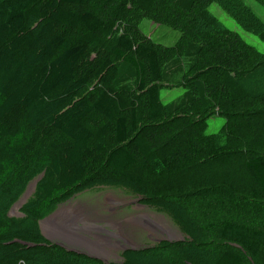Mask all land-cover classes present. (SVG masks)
Returning a JSON list of instances; mask_svg holds the SVG:
<instances>
[{"label": "trees", "instance_id": "16d2710c", "mask_svg": "<svg viewBox=\"0 0 264 264\" xmlns=\"http://www.w3.org/2000/svg\"><path fill=\"white\" fill-rule=\"evenodd\" d=\"M254 1L264 9V0ZM215 3L246 33L264 35V24L241 0H0V264H98L25 244L39 242L38 223L56 205L96 181L141 186L133 169H158L172 178L224 154L225 145L207 133L199 92L225 107L226 116H237L227 112L235 106L225 76L256 65L236 35L212 31L206 17ZM143 21L177 32L178 40L172 46L150 41L140 29ZM102 38L109 40L110 58L90 59L91 45ZM189 45L197 47L186 74L190 100L161 110L164 69ZM113 62L134 71L144 98L142 126L134 101L114 87ZM244 166L255 185L254 210L264 213V156ZM41 174L23 217L10 218V208ZM202 193L196 195L200 206L211 200L217 211L241 198L225 186L210 188L209 198ZM213 217L220 237L238 248H220L211 264H243L245 252L249 262L264 264V223L244 227ZM131 252L122 253L124 259L130 253L124 264H134ZM151 262L143 258L141 264Z\"/></svg>", "mask_w": 264, "mask_h": 264}, {"label": "rangeland", "instance_id": "374dc122", "mask_svg": "<svg viewBox=\"0 0 264 264\" xmlns=\"http://www.w3.org/2000/svg\"><path fill=\"white\" fill-rule=\"evenodd\" d=\"M241 1L264 24V9L254 0ZM206 21L212 26L214 33L236 35L244 46L250 48L256 65L250 71L227 73L225 76L224 80L230 86L232 104L235 106L234 110L227 112L237 116H226L225 107L218 109L217 104L205 99L202 92H199L201 102L198 109L206 110L208 114L207 133L215 134L218 144L225 145L224 154L219 156L218 161H204L172 178L158 175V169L154 173L133 169V176L142 179L141 186L126 181H96L56 205L50 214L58 211L59 206L64 208L56 213L55 224L46 225L44 230L52 236L51 241L45 240L39 228L41 239L36 243L27 242L25 245L28 249H54L81 258L82 262L86 259V262L89 260L104 264L90 259L106 258L105 263L124 264L130 253H126L124 259V255L119 252L121 244L122 247L135 250L131 252L134 264H141L143 258H148L152 261L151 264H211L208 261L210 256L216 255L220 248H238L220 237V227L215 225L217 221L213 215L216 214L218 221L244 227L264 223V213H256L251 202V191L255 185L244 166L246 161L256 156H264V35L246 33L216 3L208 8ZM140 29L147 39L163 46L174 45L179 37L177 32L147 21L142 22ZM108 43V39L102 38L97 46L92 44L90 59L100 60L105 56ZM196 50V46L189 45L183 58L174 60L164 69V82L161 83L158 94L161 110H174L190 100L185 88L189 84L186 74ZM113 63L116 68L114 87L134 101L137 125L142 126L144 98L137 92L134 71L121 62ZM197 87L200 90L199 84ZM195 107H191L193 112H197ZM218 186L235 189L241 198L235 200L234 206L229 205L223 211L211 207V200L201 207L203 204L198 202L201 198L196 195L204 191V197L209 198L211 195L206 192ZM32 196L33 193L18 209L12 211L18 199L10 208L9 217L22 218L24 206ZM263 197L260 198L262 204ZM73 217L80 220L79 226L83 233L79 235L84 237L83 240L86 238L94 241L96 237L105 239L99 240L100 246L84 240L87 247L83 248L88 249V252L80 251V254L85 256L75 255V250L69 246H56L61 244L57 241L58 235H55L58 225L68 224ZM171 243L173 244L170 245ZM115 247L118 248L117 253ZM142 254L147 256L143 257ZM155 254L161 258H150ZM240 254L244 257L243 264H258L255 258L249 262L250 257L246 252ZM118 256H121L120 263Z\"/></svg>", "mask_w": 264, "mask_h": 264}, {"label": "water", "instance_id": "95a60500", "mask_svg": "<svg viewBox=\"0 0 264 264\" xmlns=\"http://www.w3.org/2000/svg\"><path fill=\"white\" fill-rule=\"evenodd\" d=\"M42 176H43L42 174L39 175L37 178H35L34 180H32V181L27 185L24 194L21 196V198H19L17 204L14 205V207L11 209L12 211H13V209H15V210L18 209V208L21 206V204L25 202V200L28 198V196H29L31 193L34 194V192H35V188H36V185H37V183L39 182V180L42 178ZM61 210H63V206H59V210H58V211H61ZM58 211L53 212L52 214L48 215L47 217H45L44 219H42V220L39 221V223H38L39 228H40V231H41V235H42V236L45 238V240L48 241V242L51 241L52 236H50V235H48V234H46V233L44 232V230H45V226L48 225V224H51V225H54V224H55V222H54V218H55L56 213H58ZM8 216H9V214H8ZM21 216H23V215H21ZM78 219H79V218L76 217V218L72 219L68 224H61V225H58V230L62 231L63 233H68V234H70V235L72 234V235L77 236L78 238H82V239H83L84 237H82V236L79 235V233H80V234L83 233V229L79 226V222H80V220H78ZM84 240H85V241H89V240H87L86 238H85ZM99 240H105V239H101L100 237H96L95 242L92 241V240H90L89 242L94 243V244L100 246V245H99V242H100ZM159 242H161V241H155V243H159ZM108 244H110V243H108ZM56 246L64 247V246L61 245V244H57ZM119 246H120V249H119V252H120V253H124V252H127V251H135V250L132 249V248L122 247L121 244H120ZM103 247H105V246H103ZM106 247H107V246H106ZM115 248L118 250L117 247H115ZM74 254L77 255V256H85V255H82V254H80V253H77L76 251L74 252ZM120 255H121V254H120ZM118 259H119L120 262H121V256H118ZM90 260H92V261H99V262H101V263L108 264V263H105L106 261H103V260H96V259H94V258H93V259H90Z\"/></svg>", "mask_w": 264, "mask_h": 264}, {"label": "bare ground", "instance_id": "6f19581e", "mask_svg": "<svg viewBox=\"0 0 264 264\" xmlns=\"http://www.w3.org/2000/svg\"><path fill=\"white\" fill-rule=\"evenodd\" d=\"M63 208H64V206H63ZM55 235H58V237L60 239V240L58 239L57 241H60L61 244L64 245V246H69V247L73 248L77 253H81L80 251L88 252V249L85 250L83 248V246L87 247V245H85L86 243H83L84 240L82 238H78L77 236L72 235V234L70 235L68 233H63L60 230L56 231V234Z\"/></svg>", "mask_w": 264, "mask_h": 264}, {"label": "flooded vegetation", "instance_id": "af4514ba", "mask_svg": "<svg viewBox=\"0 0 264 264\" xmlns=\"http://www.w3.org/2000/svg\"><path fill=\"white\" fill-rule=\"evenodd\" d=\"M110 237H112V236H110ZM94 240V239H93ZM141 240H143V237L141 238ZM94 242H95V240H94ZM118 252V250L116 249V253ZM121 254V253H120ZM106 257V256H105ZM103 261H107L106 260V258L103 260ZM118 263H120V261H118Z\"/></svg>", "mask_w": 264, "mask_h": 264}, {"label": "clouds", "instance_id": "9594fccd", "mask_svg": "<svg viewBox=\"0 0 264 264\" xmlns=\"http://www.w3.org/2000/svg\"><path fill=\"white\" fill-rule=\"evenodd\" d=\"M122 254V253H121Z\"/></svg>", "mask_w": 264, "mask_h": 264}]
</instances>
